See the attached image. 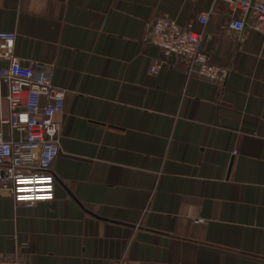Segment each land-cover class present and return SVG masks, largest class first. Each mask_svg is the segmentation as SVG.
Segmentation results:
<instances>
[{"label": "crops", "instance_id": "0c3cea01", "mask_svg": "<svg viewBox=\"0 0 264 264\" xmlns=\"http://www.w3.org/2000/svg\"><path fill=\"white\" fill-rule=\"evenodd\" d=\"M211 7L207 23L195 21ZM223 10L212 0H0L14 55L47 65L65 93L54 197H0V257L264 264V37L249 24L227 29ZM158 17L204 32L226 80L172 59L150 74L163 55L144 27ZM8 114L0 99V119ZM0 134L19 136L1 123Z\"/></svg>", "mask_w": 264, "mask_h": 264}, {"label": "built area", "instance_id": "2783aa9c", "mask_svg": "<svg viewBox=\"0 0 264 264\" xmlns=\"http://www.w3.org/2000/svg\"><path fill=\"white\" fill-rule=\"evenodd\" d=\"M216 3L223 6L227 29L240 34L249 24L264 37V0H212L213 6ZM214 11L211 7L199 12L195 21L204 25ZM15 37L14 31H0V60L7 62L0 68V99L6 100L9 109L8 117L0 123L19 134L17 138L0 134V197L8 194L15 204L29 205L54 197L50 165L60 150V124L54 115L63 110L65 93L52 83L47 65L21 63L13 52ZM207 37L193 30L191 23L180 25L166 17L146 22L143 42L159 47L163 55L151 61L147 71L156 73L167 59H172L171 66L183 60L188 65L187 73L225 81L228 69L212 64L201 47ZM0 264L24 263L0 257Z\"/></svg>", "mask_w": 264, "mask_h": 264}]
</instances>
